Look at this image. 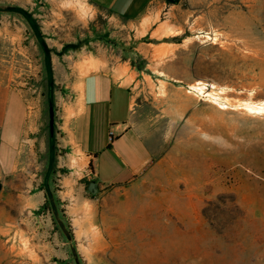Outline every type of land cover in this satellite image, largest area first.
<instances>
[{
  "label": "rangeland",
  "instance_id": "374dc122",
  "mask_svg": "<svg viewBox=\"0 0 264 264\" xmlns=\"http://www.w3.org/2000/svg\"><path fill=\"white\" fill-rule=\"evenodd\" d=\"M168 9L133 38L86 0H0V117L18 96L53 137L34 166L0 173V264H264V113L240 108L264 104V0ZM83 52L103 61L86 59L82 73L118 65L134 78L153 151L135 181L95 194L79 171L46 166L65 156L51 57ZM197 81L227 108L188 88Z\"/></svg>",
  "mask_w": 264,
  "mask_h": 264
},
{
  "label": "crops",
  "instance_id": "0c3cea01",
  "mask_svg": "<svg viewBox=\"0 0 264 264\" xmlns=\"http://www.w3.org/2000/svg\"><path fill=\"white\" fill-rule=\"evenodd\" d=\"M182 0H86L94 11H102L108 22L118 27L124 23L133 38H140V22L146 33L157 30L158 13ZM169 10V9H168ZM163 22V21H162ZM138 23V24H136ZM145 33V34H146ZM144 36V35H143ZM130 37V36H129ZM55 57V56H54ZM51 57L49 66L54 84L61 85L54 105L56 146L65 153L64 160L48 159L47 169L67 168L80 172L86 182L98 189L126 186L135 181L149 166L153 151L137 121L139 109L135 102L133 82L119 77L118 65L99 67L82 73L86 59L102 62L101 54H88L77 60L58 62ZM130 74H134L131 73ZM0 117V173L11 176L23 163L34 166L38 153L52 152V136L43 133L40 117L18 96L9 95ZM52 157V158H51ZM73 160V161H72ZM46 162V161H45ZM24 166V165H23Z\"/></svg>",
  "mask_w": 264,
  "mask_h": 264
},
{
  "label": "bare ground",
  "instance_id": "6f19581e",
  "mask_svg": "<svg viewBox=\"0 0 264 264\" xmlns=\"http://www.w3.org/2000/svg\"><path fill=\"white\" fill-rule=\"evenodd\" d=\"M189 89L192 91H195L198 94H205V96L209 97L213 102L217 103L220 108L225 109L227 108V105H225V102L220 101L221 98H219L218 93L213 91V86L211 85V89L207 88V85L203 82L197 81L195 84L188 86ZM220 92V90H219ZM240 108L245 109L246 111L252 112V113H264V104L262 103H244L243 106Z\"/></svg>",
  "mask_w": 264,
  "mask_h": 264
},
{
  "label": "water",
  "instance_id": "95a60500",
  "mask_svg": "<svg viewBox=\"0 0 264 264\" xmlns=\"http://www.w3.org/2000/svg\"><path fill=\"white\" fill-rule=\"evenodd\" d=\"M173 1H175V0H173ZM48 113H49V130L51 133L52 129H53V123H54V117H53L54 113H53V108H52L51 102H49ZM0 188H1V185H0ZM87 190L89 193L95 194L98 190V187H97L96 183L91 181L87 185Z\"/></svg>",
  "mask_w": 264,
  "mask_h": 264
},
{
  "label": "trees",
  "instance_id": "16d2710c",
  "mask_svg": "<svg viewBox=\"0 0 264 264\" xmlns=\"http://www.w3.org/2000/svg\"><path fill=\"white\" fill-rule=\"evenodd\" d=\"M167 2H169V3H174V1L173 0H166ZM52 133V132H51ZM52 136V135H51ZM52 139H53V137H52ZM51 139V140H52ZM54 173V171L53 170H51V174H53ZM89 183V182H88ZM88 183H87V185H88Z\"/></svg>",
  "mask_w": 264,
  "mask_h": 264
}]
</instances>
